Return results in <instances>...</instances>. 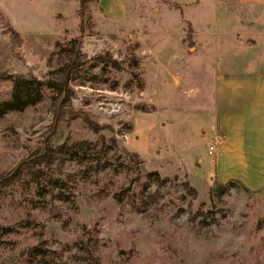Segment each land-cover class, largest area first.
I'll return each instance as SVG.
<instances>
[{
	"label": "rangeland",
	"instance_id": "rangeland-1",
	"mask_svg": "<svg viewBox=\"0 0 264 264\" xmlns=\"http://www.w3.org/2000/svg\"><path fill=\"white\" fill-rule=\"evenodd\" d=\"M156 6L0 0V264H264V166L230 163L205 115L240 69L213 37L179 52ZM9 75L44 82L18 87L34 103L4 107Z\"/></svg>",
	"mask_w": 264,
	"mask_h": 264
},
{
	"label": "crops",
	"instance_id": "crops-1",
	"mask_svg": "<svg viewBox=\"0 0 264 264\" xmlns=\"http://www.w3.org/2000/svg\"><path fill=\"white\" fill-rule=\"evenodd\" d=\"M156 1L154 16L163 8L179 16V30L172 37L179 52L185 37H213L221 67L240 69L216 75L205 115L225 131L230 163L264 166V0ZM197 41L196 52L202 47ZM234 52L248 59L224 62L222 55Z\"/></svg>",
	"mask_w": 264,
	"mask_h": 264
},
{
	"label": "trees",
	"instance_id": "trees-1",
	"mask_svg": "<svg viewBox=\"0 0 264 264\" xmlns=\"http://www.w3.org/2000/svg\"><path fill=\"white\" fill-rule=\"evenodd\" d=\"M8 78L13 82V91L11 94V99L10 101H6L4 102V107L8 110H16V109H23L24 107H26L28 104H32L34 103L35 99H31L29 94L26 95H22L21 91H18V87L20 86H29L30 84H37V85H43L44 82L40 81L38 79L35 78H27L24 76H13V75H9ZM88 122V124L94 129V131L98 130V126L94 125L93 127V123L89 120H86ZM49 149L46 150V155H44L45 158H51L53 156V149L52 147H48ZM148 175H154L158 180L160 179L159 174L154 171V172H150L148 173ZM237 181L235 180H230L228 182H226L225 184H219L218 188L219 191L221 193H225L230 186H237L236 184ZM246 189V187H244ZM92 257V256H91ZM94 260V258H93ZM92 264H97L92 263Z\"/></svg>",
	"mask_w": 264,
	"mask_h": 264
},
{
	"label": "built area",
	"instance_id": "built-area-1",
	"mask_svg": "<svg viewBox=\"0 0 264 264\" xmlns=\"http://www.w3.org/2000/svg\"><path fill=\"white\" fill-rule=\"evenodd\" d=\"M223 139L218 134L217 130H213L207 139V151L209 154H213L217 151L218 146L222 143Z\"/></svg>",
	"mask_w": 264,
	"mask_h": 264
}]
</instances>
